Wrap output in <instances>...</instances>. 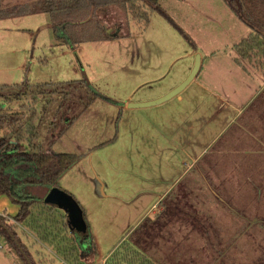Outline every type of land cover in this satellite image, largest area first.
I'll use <instances>...</instances> for the list:
<instances>
[{"label": "rangeland", "instance_id": "374dc122", "mask_svg": "<svg viewBox=\"0 0 264 264\" xmlns=\"http://www.w3.org/2000/svg\"><path fill=\"white\" fill-rule=\"evenodd\" d=\"M160 6L162 13L144 8L138 20L115 8L101 10L115 39L76 49L56 41L46 14L0 20V86L87 80L100 95L72 125L63 121L64 111L59 114L62 96L0 98V110H34L33 144L80 157L59 187L86 217L98 251L94 264H152L131 243L146 219L156 222L148 230L164 264H264V219L249 223L253 218L234 211L250 200L249 192L235 187L239 167L227 171L241 154L227 153L230 163L222 158L201 167L232 135L235 113L224 107V90L234 96L253 66L264 73L263 52L253 53L250 62L239 57L236 46L252 31L224 0H160ZM197 55L200 71L178 96L152 107L130 106L156 101L182 85ZM236 58L245 67L238 68ZM254 101L244 122L254 113L261 135L264 99L249 112ZM244 130L251 135L249 123ZM190 157L199 161L191 166ZM47 193L32 189L40 198ZM260 208L264 215V203ZM44 210L39 206L34 213ZM58 214L66 216L62 209ZM15 230L35 264H76L75 255L68 260L57 251L63 233L54 230L58 237L49 244L26 225ZM0 246V264H26L3 237Z\"/></svg>", "mask_w": 264, "mask_h": 264}, {"label": "trees", "instance_id": "16d2710c", "mask_svg": "<svg viewBox=\"0 0 264 264\" xmlns=\"http://www.w3.org/2000/svg\"><path fill=\"white\" fill-rule=\"evenodd\" d=\"M224 1L237 18L252 31V34L236 46L239 57L250 60L254 56H252L253 53L258 51L264 53V0ZM111 8L126 13V15L123 14L125 16L130 14L136 20L141 19V12L144 8L162 13L160 0H17L15 3L3 0L0 4V20L48 14L56 41L76 49L84 43L115 39L114 33L109 31L99 16L101 10ZM142 18H146L147 22L146 13ZM235 61L241 65L240 61L237 59ZM47 95L62 96L59 114L64 111V114H61L62 119L69 122L68 125H72L100 97L87 80L57 85L34 86L25 82L20 85L0 86V98L9 102L11 100L18 101L22 96H33L32 98L36 99ZM263 99L264 91L250 106V109L253 110H249V112L262 106L260 103ZM29 112L28 115L25 111L0 110V196L7 197L12 204L19 207L18 214L13 218L16 224L8 222L0 216V236L23 258L26 264H35L15 230L17 226L26 225L29 230L40 237L42 242L49 244L56 240L58 237L56 234L61 232L64 235L61 242L70 241L71 246L66 250L60 245V242L57 251L63 250L62 254L68 260L75 255L76 264H94L98 257V251L85 215L87 229L85 232H78L70 226L67 215L59 216L58 213L61 209L45 201L52 189H60V180L79 162L80 157L73 154H56L50 149L44 150L42 144H33L35 140L33 122L36 119V112L34 110ZM261 113H264L263 109ZM29 129L33 130L30 134L27 133ZM64 131L65 129L60 135H63ZM52 138L54 140L56 137ZM25 140L29 141L28 146L24 145ZM35 188L47 190L45 198L32 194V189ZM237 190L243 191L242 186H238ZM252 191L255 199L252 198L251 201L245 202L243 208L234 209L239 214L242 213L241 218H244L245 213L248 215L246 219L253 218V221L249 223H253L255 218L256 220L264 219V215L259 213L263 212L260 207L264 203V185L260 184ZM39 206L47 209V211H43V215L34 213ZM46 212L50 213L44 218ZM60 218H62V222H59ZM155 223V221L146 219L131 235V243L137 248L134 253L136 255L141 253L143 261L146 257L144 254L152 253L154 248L152 243L155 239L150 237L151 233L148 227ZM49 224L52 228H48ZM134 235H137L136 239H134ZM159 263L164 264L163 262ZM145 264L150 263L145 262ZM152 264L154 263L152 262Z\"/></svg>", "mask_w": 264, "mask_h": 264}, {"label": "crops", "instance_id": "0c3cea01", "mask_svg": "<svg viewBox=\"0 0 264 264\" xmlns=\"http://www.w3.org/2000/svg\"><path fill=\"white\" fill-rule=\"evenodd\" d=\"M1 1L3 0H0V4ZM8 1L11 3H15L17 0H8ZM48 23H51V20ZM253 59L254 58L252 57V59H250L249 62L252 61ZM240 63H241V67L237 66L238 68L245 67V64L242 63V61H240ZM262 71H263L262 67L259 68L253 66L251 75H246L242 78L240 89L233 91L235 92L234 96H230V94H228V92H225L224 90L223 93L227 96L226 100L224 98V107L233 109L235 113L233 121H231V123L229 124V129H228L229 131L232 130V135L231 137H229L230 139H228V141L225 140L224 143L218 144L217 150L212 154L209 153L208 156L209 158H207L208 160H204L201 166L207 169V165L209 161L213 162L215 159L216 160L222 158L226 159L224 155L227 153H230L231 155L241 154L240 161L235 160L234 164L233 165L231 164L230 169L227 171L231 172L232 169L235 170L234 166L239 167L238 169L241 171L242 176H237L238 177L237 179H239L237 185L242 186V188L243 187L249 188L248 190L243 188L241 194H245L249 192L250 201L252 198L255 199L254 192L252 191L253 188L259 186L260 184L264 185V176L260 174L262 173V171H264V147H263L264 132L261 135L257 133L260 127L254 126L256 122L254 113L250 115L249 117L250 120L248 122H244L245 119L248 118L246 115H244V111L264 90V73ZM9 86H13V85H9ZM245 123L246 124L249 123L251 135H248L244 130V127L246 125ZM190 159L193 160L191 166L199 161V158L196 157L194 159L190 157ZM226 160L229 161V159ZM204 165H206V167ZM201 174L204 175V173ZM237 185L235 187L238 188ZM164 195L165 194H163L160 197H165L166 195L165 196ZM18 212H19V207L17 205L12 204L7 197L0 196L1 217L5 218L8 222H12L13 218L18 214ZM156 250L157 248L154 246V248L152 249V253L150 254L148 253L144 255L147 257L148 260L151 261L153 260L152 262L154 264H161L159 262H162L163 259H161L160 254L156 253ZM151 257H153L154 259H152Z\"/></svg>", "mask_w": 264, "mask_h": 264}, {"label": "water", "instance_id": "95a60500", "mask_svg": "<svg viewBox=\"0 0 264 264\" xmlns=\"http://www.w3.org/2000/svg\"><path fill=\"white\" fill-rule=\"evenodd\" d=\"M200 68L201 56L197 55L195 66L188 79L182 85L170 92L165 97L160 98L156 101L140 104H131L130 106L135 108L152 107L171 100L172 98L178 96L197 77ZM45 201L46 203L57 206L59 209L65 211L68 217L69 224L73 230H76L78 232L86 231L87 225L83 216V212L79 207L78 203L71 195L67 194L66 192L60 189L55 188L49 192V194L46 196Z\"/></svg>", "mask_w": 264, "mask_h": 264}, {"label": "built area", "instance_id": "2783aa9c", "mask_svg": "<svg viewBox=\"0 0 264 264\" xmlns=\"http://www.w3.org/2000/svg\"><path fill=\"white\" fill-rule=\"evenodd\" d=\"M12 222L16 223L14 220H12ZM0 249H3V247L0 246ZM16 264V263H15Z\"/></svg>", "mask_w": 264, "mask_h": 264}]
</instances>
